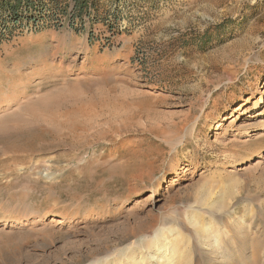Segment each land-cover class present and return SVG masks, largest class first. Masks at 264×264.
Segmentation results:
<instances>
[{
	"label": "rangeland",
	"instance_id": "rangeland-1",
	"mask_svg": "<svg viewBox=\"0 0 264 264\" xmlns=\"http://www.w3.org/2000/svg\"><path fill=\"white\" fill-rule=\"evenodd\" d=\"M97 7L0 30V264H207L200 226L264 264V0Z\"/></svg>",
	"mask_w": 264,
	"mask_h": 264
},
{
	"label": "bare ground",
	"instance_id": "bare-ground-1",
	"mask_svg": "<svg viewBox=\"0 0 264 264\" xmlns=\"http://www.w3.org/2000/svg\"><path fill=\"white\" fill-rule=\"evenodd\" d=\"M53 94L54 93H51L49 95H45V97L37 98L35 100L34 105L32 104V107H30V105L29 106L27 105L26 108L33 115H36L35 114L36 110H39V111L41 110V112H44V111L49 112L52 110V112H53V109H56L57 107L62 106L60 103L61 101L57 100L58 95L56 96V94H54V95ZM23 219L24 218H22V217L16 218V219H11L5 225L12 226V227L13 226H15V227L21 226L24 224ZM237 228L242 229L241 226L236 227V229ZM224 229H226V231H227L226 232L224 230V232L226 234H229L228 233V232H230L229 227L224 226ZM232 229H233L232 232H233L234 237H235V229L234 228H232ZM198 230H199V234H201L202 239H204L203 244L205 245L204 246L205 248L203 251L204 252L203 255H204V258H205L207 264H238L236 260L242 261V260L248 259L249 254L247 253L248 252L247 248H246L247 246L242 247V244H241V242H244L243 236H238V237L236 236L235 238L233 236H230V238L222 240L223 238L226 237V235L224 234L223 231L221 232L220 230H215V233L214 234L212 233L213 236H211L208 233V230L203 228V226H200ZM219 236L221 237V240H222V242H220L221 243L220 245H219L218 240H217ZM210 237H212L214 239L213 242L211 241ZM236 240H238V241H236ZM165 241L168 242L167 237L156 238L155 240H153V242H151L150 246L147 245L149 248L152 247V252L155 251V253L154 252L153 253H154V255H156V257L153 255L147 256L146 258H144L143 256H140V257L136 256L135 258L132 259L133 254H131V255H129L128 258H126V262L123 264H153V262L151 260H155L158 264H189V254L188 253H186V254L184 253L185 255L182 254V256L178 257L180 250H179V242H177V240H174L173 242H171L167 245H163L165 243ZM232 241L233 242L236 241L238 243L239 252H237L238 250L237 251L231 250L229 243H231ZM167 251L170 255L169 260L166 259V257H167L166 255H168ZM176 260H178V261H176ZM173 261H175V262H173Z\"/></svg>",
	"mask_w": 264,
	"mask_h": 264
},
{
	"label": "trees",
	"instance_id": "trees-1",
	"mask_svg": "<svg viewBox=\"0 0 264 264\" xmlns=\"http://www.w3.org/2000/svg\"><path fill=\"white\" fill-rule=\"evenodd\" d=\"M98 4L99 0H0V30L8 31L6 23L14 26L26 20L36 24L43 15L56 18L57 14L69 17L72 25L76 20L82 22L83 15L90 16L91 11L95 17Z\"/></svg>",
	"mask_w": 264,
	"mask_h": 264
}]
</instances>
